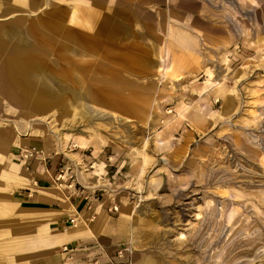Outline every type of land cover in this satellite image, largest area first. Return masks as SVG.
Masks as SVG:
<instances>
[{
    "label": "rangeland",
    "instance_id": "374dc122",
    "mask_svg": "<svg viewBox=\"0 0 264 264\" xmlns=\"http://www.w3.org/2000/svg\"><path fill=\"white\" fill-rule=\"evenodd\" d=\"M19 1L0 15L19 25L0 184L6 145L46 137L67 152L57 194L124 219L118 264H264V0ZM17 49L23 86L2 66ZM6 247L0 264H24Z\"/></svg>",
    "mask_w": 264,
    "mask_h": 264
},
{
    "label": "crops",
    "instance_id": "0c3cea01",
    "mask_svg": "<svg viewBox=\"0 0 264 264\" xmlns=\"http://www.w3.org/2000/svg\"><path fill=\"white\" fill-rule=\"evenodd\" d=\"M19 2L6 1L8 7L0 15L20 10L23 2ZM95 17V29L101 30L105 18ZM15 26H0V52L8 46V39L18 36ZM22 42L25 43H14V47ZM8 54L3 53L2 58L5 78L8 83L23 86L27 80L20 79L19 74L30 75L33 67L22 60L31 57L18 49ZM34 103L36 108L47 107L38 99ZM1 140L0 137V147ZM7 145L4 154L7 168L2 169L5 178L0 184V237L3 235L4 243L11 242L12 248L3 250L13 252L24 264H118L116 243L125 234L124 219L113 212L100 211L98 215L85 211V197L65 190L62 192L65 199L55 190L58 186L55 177L67 152L56 150L49 139L37 135L24 134L14 145ZM26 150L34 151V156L25 157ZM80 216L87 225H74Z\"/></svg>",
    "mask_w": 264,
    "mask_h": 264
},
{
    "label": "built area",
    "instance_id": "2783aa9c",
    "mask_svg": "<svg viewBox=\"0 0 264 264\" xmlns=\"http://www.w3.org/2000/svg\"><path fill=\"white\" fill-rule=\"evenodd\" d=\"M34 153L35 152L32 151V150H26L24 156L25 157H33L34 156ZM66 170H67V168L64 165L59 168V171L57 173V176L55 177V182L58 185V187L65 186V184L62 182V180H64ZM67 186L71 187V184H69ZM85 198H87V197H85ZM71 222H73V220ZM123 250L125 251L126 248H123V249L119 250L118 253H117L118 256H122V253L121 252Z\"/></svg>",
    "mask_w": 264,
    "mask_h": 264
},
{
    "label": "bare ground",
    "instance_id": "6f19581e",
    "mask_svg": "<svg viewBox=\"0 0 264 264\" xmlns=\"http://www.w3.org/2000/svg\"><path fill=\"white\" fill-rule=\"evenodd\" d=\"M24 61H26V63H28V62H27V59H26V60H22V62H24Z\"/></svg>",
    "mask_w": 264,
    "mask_h": 264
}]
</instances>
